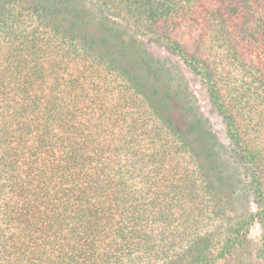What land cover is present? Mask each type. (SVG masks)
Returning a JSON list of instances; mask_svg holds the SVG:
<instances>
[{
    "label": "trees",
    "instance_id": "16d2710c",
    "mask_svg": "<svg viewBox=\"0 0 264 264\" xmlns=\"http://www.w3.org/2000/svg\"><path fill=\"white\" fill-rule=\"evenodd\" d=\"M0 264H264V0H0Z\"/></svg>",
    "mask_w": 264,
    "mask_h": 264
},
{
    "label": "rangeland",
    "instance_id": "374dc122",
    "mask_svg": "<svg viewBox=\"0 0 264 264\" xmlns=\"http://www.w3.org/2000/svg\"><path fill=\"white\" fill-rule=\"evenodd\" d=\"M179 65L182 67L185 75L187 76L188 83L197 97L198 105L202 108V111L203 113H205V115H209V104L205 94V90L183 64H179ZM210 119L213 129L218 132L220 138L223 140V142L226 143L224 139L225 137L224 123L217 116H212L210 117ZM259 236H260V228L258 225H256L251 232L250 239H253V241L256 242L259 240Z\"/></svg>",
    "mask_w": 264,
    "mask_h": 264
}]
</instances>
